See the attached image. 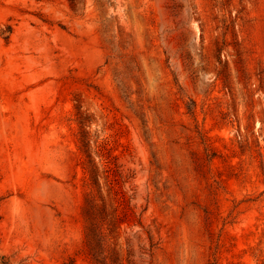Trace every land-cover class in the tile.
I'll use <instances>...</instances> for the list:
<instances>
[{
	"label": "rangeland",
	"instance_id": "rangeland-1",
	"mask_svg": "<svg viewBox=\"0 0 264 264\" xmlns=\"http://www.w3.org/2000/svg\"><path fill=\"white\" fill-rule=\"evenodd\" d=\"M0 264H264V0H0Z\"/></svg>",
	"mask_w": 264,
	"mask_h": 264
},
{
	"label": "trees",
	"instance_id": "trees-1",
	"mask_svg": "<svg viewBox=\"0 0 264 264\" xmlns=\"http://www.w3.org/2000/svg\"><path fill=\"white\" fill-rule=\"evenodd\" d=\"M95 244H97L98 245V240H97V238L95 237V236H89V245H90V248H91V250H95Z\"/></svg>",
	"mask_w": 264,
	"mask_h": 264
}]
</instances>
